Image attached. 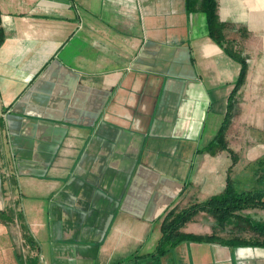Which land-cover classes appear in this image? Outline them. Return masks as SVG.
Wrapping results in <instances>:
<instances>
[{"label":"crops","instance_id":"obj_1","mask_svg":"<svg viewBox=\"0 0 264 264\" xmlns=\"http://www.w3.org/2000/svg\"><path fill=\"white\" fill-rule=\"evenodd\" d=\"M217 13L249 63L226 133L233 166L227 150L202 151L240 72L203 11L0 0V264H264L263 247L219 241L154 256L171 210L229 177L240 191L264 185V0H218ZM181 230L219 229L199 212Z\"/></svg>","mask_w":264,"mask_h":264},{"label":"trees","instance_id":"obj_2","mask_svg":"<svg viewBox=\"0 0 264 264\" xmlns=\"http://www.w3.org/2000/svg\"><path fill=\"white\" fill-rule=\"evenodd\" d=\"M187 10L203 11L207 17V25L209 36L219 44L225 53L240 64V72L236 80L235 86L229 96L227 104V112L224 116L219 131L214 139L202 149L215 153L220 150H227L232 159V166L239 160V154L229 147L226 139V133L232 124L238 110L239 91L245 83L249 69V63L246 56L237 49L234 41L227 38V24L220 21L217 13L218 0H186ZM4 40V33L0 29V44ZM258 164H264L263 160H259ZM231 166V167H232ZM261 167V166H260ZM264 209V185L258 189L238 190L232 183L231 178H228V183L225 190L210 199L193 203L190 206L180 210L179 212L171 210L165 217L162 224V237L159 240L154 256H162L168 253L178 244L186 241H219L221 243H229L230 245L239 246H258L264 248V223L255 221L252 216L245 214L243 211L247 209ZM199 212H206L216 220V227L221 230H226L229 222L235 219L236 230L251 229L258 235L256 239H246L238 235L232 238H223L216 234L198 235L194 233H185L182 227L191 221Z\"/></svg>","mask_w":264,"mask_h":264},{"label":"rangeland","instance_id":"obj_3","mask_svg":"<svg viewBox=\"0 0 264 264\" xmlns=\"http://www.w3.org/2000/svg\"><path fill=\"white\" fill-rule=\"evenodd\" d=\"M252 144L254 145L255 142H252ZM264 146V144H262ZM261 145V146H262ZM262 146V147H263ZM253 148L249 149V151L247 152V157L250 156V155H253L255 153V148L252 150ZM251 151V152H250ZM240 158V157H239ZM259 160H263L264 162V158H261ZM258 160V161H259ZM255 189V188H254ZM252 216V218L255 220V221H260L262 223H264V209H255V210H252L251 212H249ZM247 213V214H249ZM246 214V213H245ZM237 223V221H235ZM236 226L234 227H230L228 226L226 230H221L219 229L218 230V234L223 237V238H232L233 236H240V237H243V238H246V239H256L258 238V235L255 234L251 229L247 228V229H243L242 231L241 230H238L237 232L233 233V232H230L231 230H236L237 228H235Z\"/></svg>","mask_w":264,"mask_h":264}]
</instances>
